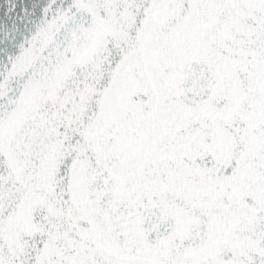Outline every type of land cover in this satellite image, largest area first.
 <instances>
[{
	"label": "snow or ice",
	"instance_id": "6c2138e0",
	"mask_svg": "<svg viewBox=\"0 0 264 264\" xmlns=\"http://www.w3.org/2000/svg\"><path fill=\"white\" fill-rule=\"evenodd\" d=\"M0 264H264V0H0Z\"/></svg>",
	"mask_w": 264,
	"mask_h": 264
}]
</instances>
